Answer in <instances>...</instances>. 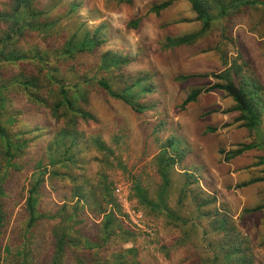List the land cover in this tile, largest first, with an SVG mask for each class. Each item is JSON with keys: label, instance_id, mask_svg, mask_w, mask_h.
Masks as SVG:
<instances>
[{"label": "rangeland", "instance_id": "obj_1", "mask_svg": "<svg viewBox=\"0 0 264 264\" xmlns=\"http://www.w3.org/2000/svg\"><path fill=\"white\" fill-rule=\"evenodd\" d=\"M32 3L41 12L38 19L41 22L51 23V26L47 33L45 31H43L45 33L29 32L25 40L17 44L22 50H29L37 46L59 49L64 39H68L73 33L76 41L83 40L85 34L89 33L88 38H94L97 42L103 43L72 58L59 61L51 59L54 72L47 70L37 61L4 65L2 68L6 78H13L14 75L20 74L22 81L25 79L38 81L36 87H17L14 84L12 90L9 88L5 91L11 103L7 105L6 119L3 118L7 132L13 139L19 136V142L27 140V145L21 148L23 149L22 154H19L21 149L16 152L13 162L18 161V164L12 163L11 170L8 171V173L15 174L17 185L14 186V180L10 177L7 179L4 177L5 179L2 181L7 199L14 196L13 187L18 190L24 188L20 205L11 214L10 223L14 219H19L20 208L25 202L32 178H37L40 173H44L43 179L47 182L44 185L47 193L41 194L37 206L43 218L34 227L23 229V233L18 227L14 228L16 225L11 226V235L14 234L17 237L25 235L28 241L34 240L32 246H28L26 251L25 257L29 255L28 264H31L30 259L39 264H52L56 244L51 234L54 227L66 228L69 234L67 240L79 244L76 247L66 248L64 259L71 258L73 262L88 254L92 257L91 259L104 258L103 260H109L113 264L112 256L121 249L127 264H135L133 261H136L137 264H222L224 261L222 253L227 250L224 247L221 251L218 247L222 241V234L209 231L208 224H205L208 221L199 218V209L203 207L200 205L207 198L202 187L200 188L198 184H194L193 181L190 186L186 184L189 178L186 179L181 174L183 168L187 170L188 168L182 166L181 162L176 163L173 171L170 172V185L166 188L165 202L167 207L173 211L171 215L165 216L147 208L144 204H140L135 197L137 186L145 189L151 199L159 192L163 186V179L158 172L160 164L158 156L171 138L177 137L182 140L184 130L181 123L185 118H188L185 110L182 111L179 108L180 101L165 100V81L176 80L175 77L180 72L175 64L173 67L167 68L159 66V54L165 55L169 49L158 51L162 49V47L159 48V45L157 47L160 37V28L157 27L159 21L156 23V19H151L153 13H149L148 7L150 6L141 3L138 5L128 4L124 0H33ZM72 3L76 7L70 12ZM155 4L159 3L153 5ZM12 8V0H0V14L7 15L12 11ZM180 16L181 14L176 17ZM190 17H193L192 12H190ZM137 19L139 23L135 29L130 27L129 23ZM11 21L12 18L0 17V38L3 35H1L2 32L9 31L12 25ZM194 23L196 25L183 20L176 24L175 29L172 30V39L193 34L197 27L202 29L201 21ZM95 30H97L96 33ZM202 37L205 38L204 49L208 50L206 53L210 54L211 63L218 62L224 69L231 65L229 68L236 74L238 71L234 64L242 66L243 71H252L258 81L264 85V7L257 4L241 6L230 16L213 21ZM163 39L166 40V37ZM0 46L2 45L0 44ZM106 54L108 62L112 64L118 58H127L130 62L120 67L102 69L98 62ZM166 57L170 61L174 60L172 52L166 54ZM185 57L188 62L198 63L209 59L207 54L197 58H192L189 55ZM233 72L231 74L236 78L237 76ZM101 76L106 77L113 91L124 94L131 98L137 106H144L147 110L137 113L123 101L110 97L96 85V79ZM78 77L92 78V82L83 87L88 90V93L83 96V99L79 98L80 101L77 99L75 104L77 108L89 111L95 118L94 122H86L85 118L78 116V118L74 117L73 123H69L70 121L67 119L69 117L66 116L68 113L66 105L53 116V109L61 100L59 87L54 83L55 79L61 78L59 80L63 79L65 85H70L75 84ZM189 84L195 83L191 80ZM80 88H71L70 96L75 97L76 93H80ZM146 88L150 90V93L141 92ZM30 94H37L39 100L35 101L30 97ZM169 96H174L172 90L169 91ZM223 96L230 98L225 93ZM232 97L237 103L243 105V99L238 92H235ZM196 101L197 99L193 103ZM209 102L208 96L199 98L198 103L190 107L193 114L191 113L189 117H192L197 123L201 122L200 126L206 129L204 136L211 139L213 134L211 131L218 128L219 120L215 113L210 115L205 113L202 116V110L207 108L206 105ZM263 114L264 111L261 115V125L264 128ZM232 121L233 118L230 120V124ZM74 124L82 128L84 135L79 140L84 141L80 146L78 143L77 145L70 144L71 147L65 151L59 142L61 139L70 140L72 138L70 135L72 129L70 128ZM240 126L241 123L236 126V131L241 129ZM243 130L250 135L251 141L246 138H241L239 141L236 139L227 140L223 144L225 146L223 150L229 151L234 148L231 145L238 149L239 145L244 146V144H250L257 139V141L261 140L255 132L246 128ZM62 131L69 133L70 136L62 135ZM262 136L264 137V134H261ZM92 137L99 138L107 146L108 151L98 153V150L91 145ZM183 142L185 143L184 139ZM185 144L187 145V143ZM178 146L179 144L176 142L174 148ZM221 149L220 146L219 154L224 160L225 155L221 153ZM211 150L212 154H215L214 149ZM191 151V154L194 155L198 150L192 148ZM73 154H79L77 155L79 163L75 167L76 170L66 169L67 160ZM170 155L179 161V154L172 151L171 148L166 153V156ZM249 157L253 164L262 167V171L256 170L254 175L256 177L261 175L264 178V149L263 151L260 149L253 151ZM62 158L66 159L63 165ZM215 158L213 156L211 160ZM53 159L60 162L58 167H52ZM79 164L82 165V171H78ZM2 166L5 167V161L0 152V167ZM200 170L204 174V168H200ZM78 172L81 174V178L84 176L89 180L85 184L88 192L98 188L100 181V190L97 189L90 199L96 197L94 202L100 200L103 205L107 201L111 202L108 209H114L117 216L115 220L117 222H113L114 228L121 226L118 224H126L125 226L132 232L128 237L131 238L133 235L130 243L121 245L122 240L127 237L118 232V229H115L114 236L109 232V235L103 239L105 234L102 236L103 229L101 228L99 236L94 237L95 241H101L99 249H87L83 242L85 239L88 240L86 234L92 233L94 227L90 223V205L85 199H80L82 203L74 208L76 215L74 221L66 220L68 216L65 212L66 209L58 212L54 222L51 220V224L49 221L45 223L44 220L49 212L57 207L73 204L72 195L76 181L70 179L67 174L74 177L73 174ZM190 172L196 173L195 171ZM81 178L80 183H83L84 180ZM199 179L200 183L205 185L200 175ZM102 185L108 187V190H104L105 198L102 195ZM248 186L252 185L244 187ZM261 186L264 194V181ZM182 189L186 190L183 196ZM255 191L256 187L249 193L253 199ZM218 198L217 205H212V208L225 209L226 207L227 210L224 211L228 213L237 212L236 209L239 207L237 203H229L228 199L223 196ZM13 200L15 199H12L11 203ZM259 205H264V197L260 200ZM118 207L120 211H118ZM257 217L259 218L258 214ZM252 218V214L247 215L245 219L242 218V222L240 221L235 226L242 233L248 235L252 239L251 241L256 242L253 249L258 255V259L254 264H264V231L261 232L260 229L263 224H254ZM181 219H187L188 223L183 224ZM193 221H201L203 224L193 227ZM13 231L15 232L13 233ZM8 232L7 230L5 235L0 237L3 238L1 249L6 247L5 252L1 253L2 264H21L24 257L18 255L17 245H10L11 247L7 245L9 244ZM260 243L261 246H258ZM105 246L107 249L103 250ZM127 250L132 252L127 253Z\"/></svg>", "mask_w": 264, "mask_h": 264}, {"label": "trees", "instance_id": "obj_2", "mask_svg": "<svg viewBox=\"0 0 264 264\" xmlns=\"http://www.w3.org/2000/svg\"><path fill=\"white\" fill-rule=\"evenodd\" d=\"M128 4H132V0H124ZM175 1L177 0H166L159 4H155L149 9V13H153L155 15H159L161 11L167 9L170 7ZM191 6L193 12L196 14V21L202 22V29L195 34L186 35L183 37L178 38H166L164 42H160L159 48L162 47V49H159L161 51H167L168 49H172L175 47H180L183 45H191L196 40H198L200 37L204 35L206 31L211 26V23L213 21H216L217 19H224L233 13V11L237 10L239 7L243 6H249L251 5H259L261 7H264V0H187ZM13 2V8L12 11L5 15L0 14V17H5L6 19L12 18V25L9 28V31L7 33L2 32V37L0 38V152L2 156L4 157L5 161V167H0V237L4 236L7 230L9 231V244H7L9 247L10 245H17L16 249L18 250V255L20 257H24V260L21 264H28V256L25 257L26 251L28 250V246H32L34 243L33 239H28L25 237V235H20L19 237L14 236V234L11 233V226L16 225L14 228L17 227L22 231L23 229L32 228L35 226V224L43 218V215L39 212L37 206L39 204L40 196L41 194L44 195L47 193L46 187H44L45 182L44 181V173H40L37 178H32L31 183L27 190V196L25 199V202L23 205H21L20 214L18 215L19 219H14L11 223V214L13 213L14 209L17 208L20 205L21 197H23L24 188H19V190L16 187L12 188V191H14V196H12L11 199H8L5 196L4 188L2 186V181L8 177L13 179L14 186L17 185V181H15L14 173L10 172L8 173L12 165V163H15L14 165L18 164L17 162H13L16 157V152L19 151V149L24 148L27 145V140H22L19 142L20 137L16 136L15 139H13L12 136H10L7 132V129L3 123V118H5L7 114V105L8 103H11V101L8 99L7 94H5V91L7 89H13V85L15 84L17 87H36V83L38 82L36 79H25V81H22L21 75L17 74L14 75L13 78L9 77L6 78L2 68L4 65H17L19 63L23 62H29L34 63V61H37L41 65H43L47 70L53 71L52 61L51 59H54L56 61L62 60V59H68L72 58L75 55H78L84 51L91 50L92 47L99 46L103 42H97L94 38H88L89 33L85 34V38L81 41L75 40L74 33L68 38L64 39L63 44L61 45V48L54 49L51 47H32L29 50L21 49L19 46H17L18 43L25 40L27 34L29 32L34 33H47V31L50 29L51 23L41 22L38 17L41 15V12L38 11V8L33 5V0H12ZM76 5L71 4L70 6V12H72L75 9ZM138 19L133 20L129 23V26L135 27L138 25ZM45 31V32H43ZM97 30H95L96 33ZM98 33V32H97ZM5 34V35H4ZM94 41V42H93ZM107 54L102 56L101 60L98 62V65H101L102 69H107L110 67H120L123 65H127L130 61L127 58H118L114 64L111 62H108L106 58ZM236 70L238 71V74L234 73L233 70L228 66L225 68L222 72L219 74H213L212 77L215 80V83L204 89V92L209 91H220L226 94L227 97L232 98L234 101L233 111H237L240 113V115L234 119V123H241V128L248 129L252 132H255L256 135L260 136V141H254L250 144H247L244 146L239 145L238 149H236L235 146L231 145V147H234L230 149L229 151L223 150L225 146H222V151L225 155L224 160L230 161L232 158L236 157L237 155L244 153L245 151L257 148L262 150L264 149V137H261V134H264L263 132V125H261V115L264 111V85L261 84L258 79L255 77V74L252 71H243L242 66L240 67L237 64ZM107 71V70H104ZM234 73L236 78L232 76L231 73ZM207 76V75H205ZM204 76V77H205ZM191 76H179L176 78L177 81H185ZM61 78H56L54 83L59 87V93L61 96V100L56 104V106L53 109V116L56 115L57 111L64 107L65 105L68 107V113L66 116L69 118V123H73L74 117L79 118L82 116L85 118V121H95L94 116L87 111L86 109L77 108L75 101H78L79 98L83 99V96L88 93L87 89H83L84 86H87L90 82H92V78L83 77V78H77V81L75 84L65 85L64 80H59ZM96 85L99 88H102L105 93H107L110 97L115 98L117 100L123 101L126 105H128L133 111H136L137 113H140L142 111L147 110L144 106H137L135 102L131 100V98H128L122 93H117L112 90L111 85L109 84L106 77L101 76L96 79ZM135 85V84H134ZM80 93H76L75 97L70 96L71 88H79ZM83 89V92L81 91ZM141 92L143 93H150V90L148 88L143 89ZM202 90H192L188 96L180 103V110L184 111L188 104L194 102L197 97L200 95ZM238 92V94L241 96V99H243V105L237 103L232 96H234V93ZM246 92V93H245ZM37 94H30V97L35 99V101L39 100V96H36ZM74 99V100H73ZM78 99V100H77ZM80 101V100H79ZM52 107V108H53ZM150 109V107H148ZM264 117V114L262 118ZM64 124L65 120H63ZM264 122V121H263ZM263 128V129H262ZM72 133L70 134L72 138L70 140L67 139H61L60 144L61 146L67 150V148L71 147L70 144H75L80 146L82 144V141L79 140L83 138L82 128L78 125H72L71 128ZM62 135L70 136L69 133L62 131ZM97 137H92L91 145L94 146L96 150H98V153L103 151H108L107 146L101 142V140ZM74 141H73V140ZM179 144L178 147H175V144ZM88 143V141H87ZM182 147V148H181ZM169 148H171L172 151L179 154L180 158L179 161L175 160L172 155L166 156V153L169 152ZM236 149V150H235ZM21 149L19 151V154H22ZM187 150L189 151V148L185 144L183 146L182 140L174 137L169 140L167 146L163 147L161 149V154L158 156V159L160 160L159 164V175L163 179V186L155 194V197L153 199L148 197V193L145 191V189H141L139 186L135 188V197L137 201L140 204H144L147 208L149 207L152 210L157 211L160 214H164L165 216L171 215L173 211L167 207L166 205V188L170 185V172L173 171V168L176 163H179L182 161V159L185 157ZM64 151V152H65ZM79 152V150H78ZM77 155L79 154H73V156H70L68 158L67 163L65 165L67 168H72L76 170V165L79 163L77 161ZM62 165L64 162H66L65 158H62ZM96 161V160H95ZM58 164V165H56ZM52 167H58L60 165V162L58 160L53 159V162L51 163ZM61 165V166H62ZM78 171H82V165H78ZM37 168V167H36ZM20 170V169H17ZM16 171V170H15ZM14 172V171H13ZM35 173V172H34ZM199 172H189L185 171L181 175L182 177H185L188 179L186 181V184L188 186L191 185L192 181L194 184H198L200 186V177L201 174H198ZM70 179L76 181L75 190L73 192L72 197L73 204L68 206H61L60 208H56L55 210L49 212L47 218L44 220L45 223L47 221H50L56 219V216L58 212L61 210H66L65 212L68 214L66 217L67 221H74L75 211L74 208H76L79 203H82L80 199H85L87 203L90 205V219L92 227H94V231L88 232L86 235L88 240H84V246L87 249H99L101 245V241H95L94 237L99 236V229L102 230V236L104 235V238L109 235V232L112 236L115 235L116 230L118 229V232H121L125 238L122 240L121 245L128 244L132 240H130L133 235L128 237V235H131L132 232L125 226L124 224H118L121 226L115 227L113 222L117 218L114 209H108V207L111 205L110 201H107L104 205L103 202L100 200H96V197L94 199L92 198L94 192L97 191V189L100 190V181L98 183V188L96 187L93 189V191L88 192L87 186H85L86 183H88V179L84 178L81 174L78 172L77 174H73V176L67 174ZM80 178L83 179V183H80ZM79 179V180H77ZM71 180V181H72ZM256 181H264V178L257 179ZM51 183V182H48ZM13 185V183H12ZM244 186L247 184H243ZM102 195H104V190H108V187L105 185H102ZM201 188V186H200ZM98 190V191H99ZM186 191V190H185ZM184 189L181 190V194L183 196ZM204 191V190H203ZM205 192V191H204ZM205 202L202 203L203 206L199 209V218L205 219V224H208L209 231L212 232H218L222 234V241L221 244L218 245L219 249L223 251L224 247L227 250H224L222 253V259L224 260L222 264H254L255 260L258 259V255L254 252V246L256 242L251 241L248 237V235H245L240 230H238L235 226L236 222L230 217L229 213L226 211L219 212V208H212V205L215 204L216 206V200L215 197L212 195H209L205 192ZM204 197V198H205ZM105 198V195H104ZM15 199L12 201L11 200ZM90 199V200H88ZM112 201V200H111ZM10 204V205H8ZM112 208V207H111ZM264 209V205H258L255 208L248 210L243 209V214L250 215L257 213ZM118 211L119 207H118ZM205 211V213H204ZM80 210L78 211V213ZM52 213V214H51ZM135 214V213H134ZM22 215V216H21ZM245 216V215H244ZM242 216L241 219L244 217ZM17 217V218H18ZM88 219V218H87ZM89 220V219H88ZM100 220V221H99ZM101 220L102 223H101ZM122 220V219H121ZM201 220V221H203ZM90 221V220H89ZM123 221V220H122ZM201 221H193L192 224L193 227H197V224H203ZM83 222V219H82ZM124 222V221H123ZM181 222L183 224H187V219H181ZM24 223V224H21ZM51 224V223H50ZM102 224V225H101ZM261 232L264 231V224L260 228ZM15 231H13L14 233ZM74 232L72 231V234ZM52 238H54L55 244V252L52 257V264H111L109 260H103L104 258L94 260L91 259L90 255H84L77 259V261H71V258L64 259L66 248L71 246H78V243H75L74 241H68V232L66 228L64 227H54L51 230ZM2 240L3 238H0V264H2L1 260V253L5 252L6 247L2 250ZM103 241V240H102ZM29 242V244H28ZM258 246H261V243L258 244ZM107 249L106 246L103 250ZM132 252L131 250H127V253ZM119 254V256H117ZM63 260V261H62ZM113 264H127L125 263L127 260H125L124 254L119 249V252H116V255L112 256ZM31 264H39L37 261H33V259H30ZM214 261V260H213ZM34 262V263H32ZM51 262V261H50ZM47 263V262H46ZM133 263L137 264L136 261H133ZM42 264V263H40Z\"/></svg>", "mask_w": 264, "mask_h": 264}, {"label": "crops", "instance_id": "obj_3", "mask_svg": "<svg viewBox=\"0 0 264 264\" xmlns=\"http://www.w3.org/2000/svg\"><path fill=\"white\" fill-rule=\"evenodd\" d=\"M163 1L166 0H132V3L136 5L141 3L145 4V6L149 5L151 7L154 3H161ZM150 7H148V10ZM190 12L193 13V17H190ZM179 14H181V16L176 17ZM152 15V20L156 19V23L159 21L157 27L160 28V37L157 42V47L161 41H164L163 37L173 38L171 34L172 30L175 29L174 26L183 20L196 25L194 23L196 22V14L193 12L191 4L187 0H177L170 7L161 11L159 15ZM199 31L200 28L197 27L193 34L198 33ZM204 40V37H200L191 45H183L169 49L165 55L161 53L159 54L160 67H173V64H175L177 70L180 72L178 73V76H191L182 82L174 79L171 82L166 80L164 83V89L166 92L165 100L175 99L182 102L192 90H202L200 95L197 97L196 103L192 102L187 105L185 114L188 115V118H185L184 122L181 123L184 130V136H182L183 146L187 143L190 148L189 151L187 150L188 153L185 155L186 159L184 157L180 163L182 166L188 168V170L183 168L182 173L185 171L199 172L198 174H201L202 180L205 182V185L200 183V186L207 194L215 197L216 205L219 201L218 197L222 196L225 199L227 198L229 203H237L239 206L236 209L237 212H233L232 214L229 213V215L236 222V224H239L242 220L241 217L244 216L242 213L243 209L255 208L260 204V200L264 197L261 186L262 182L256 181L257 179H261L262 176L259 175V177H256L254 175L256 170L262 171V167L253 164L251 158L249 157L253 151L255 152L258 150V147L241 153L232 158L230 161L223 160L219 154L220 146L222 147L227 140L230 141L231 139H236L239 141L241 138H246L248 140L250 139V135L242 128L236 131V126L240 125V123H234V117L237 118L239 113L237 111H233L234 101L231 98L224 97L222 92L217 90L209 92L203 91L215 83L212 75L219 74L224 70V67H222V65L218 62L215 64L210 62V54L206 53L208 50L204 49L206 46V42L205 44L203 43ZM158 51L160 52L161 50ZM171 52L174 55L173 61H170L169 58L166 57V54ZM183 53L184 55H181ZM203 54H207L209 59L203 61L202 63L188 62L185 57L186 55H189L192 58H197ZM214 56L218 60L216 54H214ZM212 59L215 60L214 57H212ZM177 77H175V79ZM191 80L195 84H189V81ZM171 90L174 92V96H169V91ZM204 96H208L210 98V102L206 105L207 108L205 107L206 109L202 110V116L205 113L209 115L215 113L217 115V119L219 120V124L217 126L218 128L211 131L213 133L211 139L204 136L206 129L205 127L202 128L200 126L201 122L197 123L192 117H189L192 113V108L190 107L193 104H197L199 98ZM209 105L210 107H208ZM232 118L233 121L232 124H230V120ZM183 139L185 143L183 142ZM192 148L198 150L197 154H191ZM211 149H214L215 154H212ZM213 156L216 158L211 160V157ZM200 168H204L205 175ZM243 184L252 186L244 187ZM255 187L256 191L253 199L249 196V193L255 189ZM225 204L227 205V201ZM224 210H227V208L225 207V209H219V212ZM257 214L259 215V218L257 217ZM252 215V222L254 224H264V209ZM245 216L243 217L244 219Z\"/></svg>", "mask_w": 264, "mask_h": 264}]
</instances>
